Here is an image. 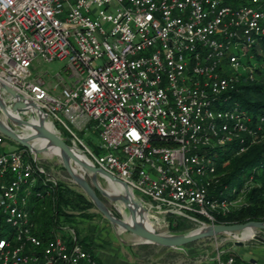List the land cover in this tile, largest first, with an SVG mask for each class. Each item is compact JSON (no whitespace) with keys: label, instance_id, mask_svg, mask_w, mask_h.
<instances>
[{"label":"built area","instance_id":"obj_1","mask_svg":"<svg viewBox=\"0 0 264 264\" xmlns=\"http://www.w3.org/2000/svg\"><path fill=\"white\" fill-rule=\"evenodd\" d=\"M263 39L264 0H0V79L36 101L57 131L161 216L218 223L216 213L235 199L209 195L219 174L207 151L264 136V115L253 119L227 102L239 81L231 70ZM37 56L67 59L75 79L55 94L32 77ZM57 76L55 88L63 80ZM91 130L101 154L78 132ZM31 155L0 153V264H99L75 230L39 233L21 191L39 176L54 184L57 177ZM212 238V264H245L221 247L233 238Z\"/></svg>","mask_w":264,"mask_h":264},{"label":"water","instance_id":"obj_2","mask_svg":"<svg viewBox=\"0 0 264 264\" xmlns=\"http://www.w3.org/2000/svg\"><path fill=\"white\" fill-rule=\"evenodd\" d=\"M5 93L8 95L5 97ZM36 111V112H35ZM50 115L36 101L24 98L13 87L0 79V133L23 145L34 157L48 152L56 154L68 172L73 183L78 185L91 199L100 213L105 216L117 237L129 232L140 243H152L158 246L176 248L192 241L227 234L235 245L254 240L264 245V220L249 219L246 222L204 223L188 231H171L169 221L161 216L163 212L144 204L135 189L126 181L97 166L86 156L67 135L45 125ZM40 139V143L35 142ZM106 179L112 185H119L117 192L110 191L100 179ZM103 197L117 204V213L106 203ZM171 215L170 211H165ZM249 230L246 235L244 231ZM253 261V259H249Z\"/></svg>","mask_w":264,"mask_h":264},{"label":"trees","instance_id":"obj_3","mask_svg":"<svg viewBox=\"0 0 264 264\" xmlns=\"http://www.w3.org/2000/svg\"><path fill=\"white\" fill-rule=\"evenodd\" d=\"M261 45L264 48V39ZM254 51L253 49L248 53ZM251 68L252 78L248 73H242L235 87L228 91L227 102H237L240 108L247 110L255 119L258 114L264 115V74L261 75L262 70L258 66ZM5 138L9 143L17 144L18 148L25 149L28 158L32 159L31 153L23 145L6 136ZM241 149L244 152L240 153ZM207 152L215 160L216 172L219 174L217 183L208 185L209 195L217 200L229 201L235 199L240 192L244 194V201L230 207L228 211L219 210L215 220L225 223L246 222L249 219L264 220V138L257 142L251 138H245L244 141L234 139L224 145L210 148ZM60 166L66 172V176L70 177L63 164ZM45 177L46 175H42L40 180H44ZM73 184L60 178L56 184L45 181L35 186L36 190L31 194L34 203L30 212L38 222L39 233L42 236L52 234L53 229L48 231L46 227L49 220L55 225L61 214L69 217L72 210L80 209L87 213L90 207H96L84 191L77 190ZM48 196L50 198L47 205ZM167 219L169 229L173 232H184L194 227L192 221L181 216L168 215Z\"/></svg>","mask_w":264,"mask_h":264},{"label":"rangeland","instance_id":"obj_4","mask_svg":"<svg viewBox=\"0 0 264 264\" xmlns=\"http://www.w3.org/2000/svg\"><path fill=\"white\" fill-rule=\"evenodd\" d=\"M254 50V52L242 55L241 66L237 71L231 70V72L237 73L241 76L242 73H247L249 69L248 67H253L254 69L258 66L262 70L261 75L264 74V48L261 45V42L256 44ZM67 62V59L62 60L58 58L53 61H46L44 58L37 56L30 65L31 72H33L32 77L43 78L47 85H50L55 89L54 93L57 94L61 91L63 84H70L75 79L74 76H70L71 72L67 70ZM58 73L61 74L63 80L62 83H59L57 85L58 87L55 88V84L58 82L59 78L57 76ZM57 126L61 128V125L57 124ZM78 132L84 139V142L90 145L92 150H94L97 154L102 153L103 150L98 148L100 143L98 131L91 130L89 135H86L82 131ZM261 138H264V136L259 137V139H256L254 142L259 141ZM242 152L244 151L240 150V153ZM37 158H40V164L46 169V171H48L49 175H55L57 178L64 176V179L66 178V180L72 182L70 177L66 176V172L62 170L60 166L61 158L56 154L44 152L39 154ZM102 184H104V186L109 190L113 188L112 184L104 178L102 180ZM49 198L50 196L46 198V201H48ZM103 199H105L106 203L111 209H113V211H117V204L113 203L108 198L103 197ZM243 199L244 194L243 192H240L232 204H230L229 208L244 201ZM28 201L30 209L34 203L33 197H29ZM48 203L49 201L47 202V205ZM69 213L71 214L69 217L68 215L64 216L61 214L55 225L48 219L49 223L48 226H46L48 231L55 228L59 235H69L70 232H73V229L77 228V219H80L81 223L84 222L83 224H85L89 230L90 224L91 227L98 226V228H100L101 226H106L113 229L109 221L98 211L96 207H90L89 210H87V213L80 209L72 210ZM94 222H96V224ZM193 223L194 227L199 226L198 223ZM133 237L135 240L126 241L128 240L126 238L133 239ZM109 242L110 250L105 251V254L110 257V264H212V258L215 255L216 248L215 241L212 237L192 241L190 244H184L176 248H170L166 246H158L152 243H140L138 242V238L129 232L120 233L119 237L115 235V237H113ZM218 242H220V238H218ZM223 244L224 245L221 247L223 249L230 248L231 252L237 255L239 261H248L249 258H255L257 260V264H262L264 262V253L262 252L264 245H261L254 240H248L242 245H235L233 242H223ZM95 253L99 255L101 252L96 249Z\"/></svg>","mask_w":264,"mask_h":264},{"label":"crops","instance_id":"obj_5","mask_svg":"<svg viewBox=\"0 0 264 264\" xmlns=\"http://www.w3.org/2000/svg\"><path fill=\"white\" fill-rule=\"evenodd\" d=\"M18 148L17 144H11L9 143L7 140H4L3 142L0 143V153L4 150H11V149H15ZM28 158V156H27ZM62 164V162L60 163ZM55 176V175H54ZM57 177V176H56ZM64 177V176H63ZM62 176H60L61 179H64ZM57 178V179H60ZM66 180V178L64 179ZM101 184H102V179H100ZM43 180H40V176L36 178V180L34 181L33 184L31 185H27V186H23L22 188V195H25L26 197H31V194L36 190V185L38 183H42ZM68 183L73 184L72 182H69L67 180ZM74 185V186H73ZM72 186L75 187L77 190L83 191L78 185L73 184ZM84 222H80V219H77L76 221V227L79 229H73L76 232V235L78 237V239L80 240L81 243H84L85 246L87 248H89L90 252H92L94 254L95 257H97L98 261L100 262V264H110V257L107 256V254H105V251L110 250V240L115 237V232L112 228L106 227V226H101L100 228H98V226H92L91 224L89 226L90 230L85 226V224H83ZM96 224V222H94ZM37 227H38V222L36 221ZM94 224V225H95ZM86 227V228H83ZM38 230H40V227L38 228ZM52 232V231H51ZM263 233L264 235V230H262L261 234ZM72 232H70L69 235H65V236H71ZM134 236V235H133ZM128 240L126 241H133L135 240L134 237L132 238H126ZM263 247V246H262ZM260 248V247H259ZM100 250L101 253H99V255H97L95 253V250ZM263 249V248H262ZM262 252L264 253V249L262 250ZM249 259H253V261H250ZM248 261H244L245 264H257V260L255 258H249ZM264 263V262H263ZM262 263V264H263Z\"/></svg>","mask_w":264,"mask_h":264},{"label":"bare ground","instance_id":"obj_6","mask_svg":"<svg viewBox=\"0 0 264 264\" xmlns=\"http://www.w3.org/2000/svg\"><path fill=\"white\" fill-rule=\"evenodd\" d=\"M36 112V111H35ZM49 122H50V124H49ZM45 125L47 126V127H49V128H53V122H52V120L50 119V117H47V118H45ZM40 139H38V140H36L35 142H38V143H40ZM112 184V183H111ZM112 189L110 190V191H114V192H117L119 189H121L120 187H119V185H112ZM249 230L247 229L246 231H244V233L242 234V235H246L247 234V232H248Z\"/></svg>","mask_w":264,"mask_h":264}]
</instances>
